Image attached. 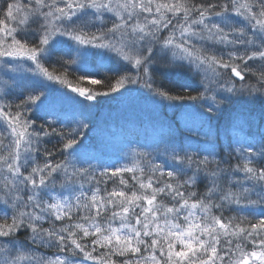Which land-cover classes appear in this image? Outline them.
<instances>
[{"label":"snow or ice","instance_id":"6c2138e0","mask_svg":"<svg viewBox=\"0 0 264 264\" xmlns=\"http://www.w3.org/2000/svg\"><path fill=\"white\" fill-rule=\"evenodd\" d=\"M0 13V264H264V115L258 133L251 114L233 126L251 139L222 151L219 132L207 139L232 97H264V0H0ZM168 53L166 69L199 77L196 95L157 82L153 64ZM99 58L124 74L99 78ZM49 63L65 69L59 95L81 106L141 82L161 100L206 106L204 146L93 165L81 155L88 124L65 131L49 96Z\"/></svg>","mask_w":264,"mask_h":264},{"label":"trees","instance_id":"16d2710c","mask_svg":"<svg viewBox=\"0 0 264 264\" xmlns=\"http://www.w3.org/2000/svg\"><path fill=\"white\" fill-rule=\"evenodd\" d=\"M0 15H2V13H0ZM170 58L171 54H167L166 57L158 59L157 62L153 64L154 76L157 78V82L160 83L162 81L164 86L173 94L184 96L189 94L196 95L199 90V77L192 76L189 73L180 76L179 73L166 69L164 65ZM53 60H55V57H53ZM95 61L107 62V66L99 69V78L108 80L110 83L115 81L117 75H123L125 72L124 67L115 60L111 61V63H109L106 58H99ZM46 67H48L49 72L56 79L64 78V67L53 63H49ZM79 75L80 73L75 71L74 67L68 69L67 78L73 81V83L76 82ZM228 75H230V73L225 76V79H227ZM16 76L21 85L26 82L24 79V77L27 76L26 74ZM140 84H143V82ZM127 85H129V87L131 85L136 86V84ZM181 85H186L189 90L185 91ZM80 86L93 89L94 91H107L105 85H91L87 83V81L81 82ZM62 87L67 89L66 86ZM237 87H239V82H237ZM52 91L53 90L48 93L51 94ZM147 92L148 93L146 94L151 96L149 99L151 102L140 104L141 108L138 109L143 111H139L140 113L137 115L129 112L128 116L126 115L123 118L119 106L125 101L124 99L127 98L128 95H126L122 89L116 93L100 96L91 103L85 101L92 105L91 107L95 109L96 114H99V111L102 109L117 114L113 117H109V119H98L96 116L84 117L80 115V112L65 111L62 109V119L66 126L65 131L74 129L76 127L75 121L82 120L88 124V127L83 129L86 135L80 137V139L83 140V145L81 147V155L83 159L89 160L93 165L101 166L130 164L133 153L131 148L133 147L135 151L151 153L148 160L153 161L154 163H161L162 158L156 159L158 156L156 149L162 151L166 145L191 144L193 147L204 146L206 138H199L195 134L187 132L183 129V124L186 122L185 120H187L186 113L188 111L193 112L194 117L190 122L199 121V128L202 130L206 129L209 132V126H207L206 123V121L208 122L209 114L206 111V106L190 107V105H193L192 101H165L152 95L148 90ZM199 104L200 102H196V105ZM249 114H251L250 118L253 121L251 131L258 133L260 131L258 125L260 124L261 116L264 115V97H257L255 99H249L247 96L232 97L230 103L226 102L222 106L221 112L212 114L211 124L213 125H211V134L207 139L213 140L217 132H219V143L217 147L218 150L221 151L224 148V145L229 142V139H251V136L246 135L249 132V128L246 124L243 125V132H240L236 128L231 129L230 126L242 124L245 119L249 118ZM36 115L40 116L42 113L37 112ZM49 118L50 117H45V119ZM203 119L204 122H202ZM39 123L40 121L38 120L37 124ZM227 126H230V128L228 127L227 129ZM56 127L59 128L60 125H56ZM256 139H259L258 135L256 136ZM55 142L56 138H53L52 142L47 146L52 148V145L55 144ZM133 143H137L139 148H135ZM57 147H59V145H57ZM60 158L61 157L59 156L55 157L57 160ZM231 162L233 164L236 163L235 160ZM128 175L129 174H126V176ZM112 186L113 185L110 182L108 188L111 189ZM100 187H104L103 183H101ZM224 215L230 217L235 216L236 213L234 211H225ZM256 219H258V217H249V220L253 223L256 222ZM132 223H135L134 219ZM116 226H118V224ZM248 247L249 250H251V245ZM42 251L44 250L42 249ZM52 252H55V249L49 250V254ZM88 264H91V262H88Z\"/></svg>","mask_w":264,"mask_h":264},{"label":"rangeland","instance_id":"374dc122","mask_svg":"<svg viewBox=\"0 0 264 264\" xmlns=\"http://www.w3.org/2000/svg\"><path fill=\"white\" fill-rule=\"evenodd\" d=\"M9 26H11V23L9 24ZM164 36L168 35V32L165 31L163 33ZM169 55L171 53H168ZM94 64L99 66V69H102L103 67L107 66V62L104 61H94ZM29 75L28 73L25 72L23 67H19L16 71H15V75ZM0 78H5V77H0ZM18 79V78H17ZM41 79H45L44 77H41ZM48 84V92H50L51 90H53L52 94H49V96L51 98H54L57 101V107L60 109H63L65 111H72V112H80L81 116H96L98 119H109V117H113L115 115H117L116 113H112V112H108L106 109H102L99 111V114L95 113V109L92 107H89L88 103H84L83 106L75 104V103H71L68 100H66L64 97L60 96L59 93L61 91H67V89H64L58 82V80H56L54 77L51 81H46ZM122 90L124 91V93L126 95H128L127 98H125L124 102L120 104L119 108L122 111V118L125 117L126 115L128 116V113H134V114H138L142 111H140L138 108L140 107L141 103H149L151 102L149 95H147V89L143 86V84H136L135 85H131L129 87V85H126L124 88H122ZM124 94V95H125ZM140 111V112H139ZM106 112V114H105ZM120 113V112H118ZM99 116V117H98ZM186 117L187 120H185L186 122H184L183 124V129L186 130L187 132L191 133V134H195L197 137L199 138H205L204 133L208 130L206 129H200L198 124L199 121H193L192 123L190 122L191 119L194 117V113L193 112H187L186 113ZM113 119V118H110ZM202 122H204V119L202 120ZM201 122V123H202ZM207 126H209L208 122L206 121ZM201 125V124H200ZM213 125V124H211ZM231 129H234V127L232 125ZM230 126H227L230 128ZM199 133V135L197 134ZM224 133V132H223ZM133 146L135 148H139V146L137 145V143H133ZM131 151H134V148H131Z\"/></svg>","mask_w":264,"mask_h":264},{"label":"bare ground","instance_id":"6f19581e","mask_svg":"<svg viewBox=\"0 0 264 264\" xmlns=\"http://www.w3.org/2000/svg\"><path fill=\"white\" fill-rule=\"evenodd\" d=\"M55 78V77H54ZM56 79V78H55ZM56 80H58V79H56ZM53 93V91L51 92V94Z\"/></svg>","mask_w":264,"mask_h":264}]
</instances>
